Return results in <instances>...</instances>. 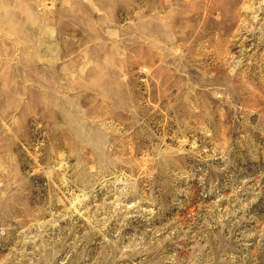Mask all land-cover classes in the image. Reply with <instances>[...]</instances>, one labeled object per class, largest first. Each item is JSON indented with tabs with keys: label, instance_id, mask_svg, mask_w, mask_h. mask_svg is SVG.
Masks as SVG:
<instances>
[{
	"label": "rangeland",
	"instance_id": "obj_1",
	"mask_svg": "<svg viewBox=\"0 0 264 264\" xmlns=\"http://www.w3.org/2000/svg\"><path fill=\"white\" fill-rule=\"evenodd\" d=\"M0 264H264V0H0Z\"/></svg>",
	"mask_w": 264,
	"mask_h": 264
}]
</instances>
